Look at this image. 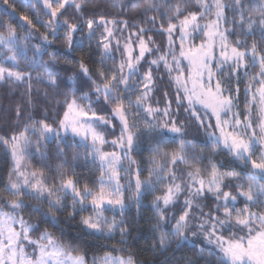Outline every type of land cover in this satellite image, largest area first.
<instances>
[{
    "label": "snow or ice",
    "instance_id": "obj_1",
    "mask_svg": "<svg viewBox=\"0 0 264 264\" xmlns=\"http://www.w3.org/2000/svg\"><path fill=\"white\" fill-rule=\"evenodd\" d=\"M3 3L12 7L9 0ZM85 3L87 0H43L49 19L45 22L37 18L33 23L26 15L19 17L28 25L22 33L0 19V82H26L29 105L33 75L20 70L21 59L30 68L42 67L36 80H46L55 88L59 73L48 67L43 56L47 54L55 60L60 53L47 52L53 42L49 36L56 38L64 29L65 43L71 51L76 32L86 26L92 35L94 26L104 27L101 66L93 76L83 61L79 63V75L68 78L73 87L64 96L63 114L55 124L48 123L47 117L33 119L29 114L22 128L11 135H0V148L11 159L7 183L0 189L11 197H0V264H87L75 244L62 242L47 228L33 237L39 225L20 214L28 206L25 200L39 202L31 205L34 213L41 212L46 202L49 212L41 215L55 227H59L55 212L70 208L68 218L75 220L78 212L90 210L88 215H80L81 233L76 240H108L119 233V243L126 244L128 226L123 216L130 207L126 193L138 213L142 198L153 194V227L158 231L162 251L172 245L173 238L177 249L193 244L187 233L195 228L193 237L202 234L214 246L206 255L200 247V259L215 257L216 264H264V0H131V6L142 16L147 17L148 12L159 14L158 31L167 36V46L161 49L147 35L152 29L133 22L135 30L124 37L119 62L114 60L112 42L115 40L117 50L121 49L115 32L129 29L128 20L100 16L98 20L88 18L73 23L60 19L66 6L80 12ZM147 22L155 26L157 16L147 17ZM37 23L44 28L40 34L42 43L30 46L34 33L39 32ZM117 24L123 27L115 28ZM197 35L202 37L199 44L194 42ZM146 53L159 55L148 61L147 70L141 72ZM106 59H113V64L106 67ZM160 65L175 88V108L167 92L163 108L151 103L156 87L153 66L159 70ZM81 77L90 81L88 91L82 90L83 83L75 86ZM242 81L243 113L238 102ZM181 109L188 114L187 120L179 118ZM22 113V107L17 105L18 120ZM188 120L206 130L213 153L225 151L242 162L241 171H222L224 165L213 162L211 157L201 166L203 155H197L194 142L186 138ZM117 129L118 134L109 140L108 135ZM145 139L150 155L148 175L142 178L144 169L132 153L145 150ZM51 141H55L53 159L58 162L55 175L50 177L48 172L53 166L47 163V144ZM69 141L85 149V162L98 167L99 174L91 186H80L75 169L81 153L73 152L69 160L63 147ZM168 144L175 146L160 147ZM105 146L112 150L105 151ZM37 157L40 168L32 165ZM69 198L71 202L66 204ZM209 198L211 207L205 203ZM177 206L180 214L169 217L168 210ZM108 210L121 218L107 217ZM117 251L120 249L113 246L112 251L94 256L92 264H138L131 254L114 255Z\"/></svg>",
    "mask_w": 264,
    "mask_h": 264
},
{
    "label": "trees",
    "instance_id": "obj_2",
    "mask_svg": "<svg viewBox=\"0 0 264 264\" xmlns=\"http://www.w3.org/2000/svg\"><path fill=\"white\" fill-rule=\"evenodd\" d=\"M156 2L159 3V0H156ZM9 5H12V7L5 5L3 0H0V19L11 23L16 28L17 32L22 33L28 30L27 22L19 19L21 16H28L33 23L37 22V18L45 22L49 19V17L45 14L44 7L37 0H9ZM5 9H7V11H5ZM8 13H13V15L10 16ZM154 15L157 16V24L155 26L147 22V17ZM100 16H104L105 19L110 20L129 21V29L124 30L123 33L120 31L115 32L116 39L121 40V48L124 37H127L130 31L135 30L131 27L133 22L152 29V31L148 32L147 35H151L155 43L161 46V49H164L167 46V36L161 35L158 31L160 23L159 14L155 12H148L147 17H144L140 12L131 6V0H87V3L83 5L80 12H77L74 6H66V10L63 11V15L60 19L63 20L66 18L70 22L76 23L80 22L82 19L86 20L88 18L98 20ZM110 27L112 26L110 25ZM114 27L122 28L123 25L117 24ZM37 28L39 29V32L34 33V36L30 41V46L42 43L40 34L44 32V28L38 23ZM94 28L95 31L92 35H89L86 26L83 31L76 32L75 43L71 51H68L65 43L64 29L60 30L56 38H53L51 35L49 36V40L53 42L47 48V52L60 53L57 55L55 60H52L47 54H44L43 56V59L47 62L48 67L51 68L52 71L59 73L57 86L55 88L50 86L46 80H36V75L43 72L42 67L30 68L26 62L21 59L20 70L25 72L31 71L33 75L31 105L28 103L26 82L17 84H12L7 81L0 82V135H11L14 131L22 128L23 124L27 122L29 114H31L33 119H45L47 117L48 123L55 124V122L63 114L64 108L62 102L64 100V96L68 94L73 87L72 81L68 78L74 75H79V63L83 61L89 67L93 76H95L97 69L101 66V34L104 32V27L101 25L99 27L94 26ZM200 38V35L195 36L194 42L197 44L200 41ZM249 41H251V38H249ZM178 42L179 41L177 40V44ZM117 51L119 50H117L115 40H113L112 54L115 62H119L121 59L117 54ZM28 55H32L31 50ZM156 55L158 54L153 53L149 55L146 53V57H155ZM114 60L106 59L105 66H111ZM147 64L148 63L145 58L142 67L140 68L141 72L145 70ZM158 82L159 86L155 88L156 99L154 98L152 104H157V101H159V107L163 108L165 106L164 93L167 92V98L172 100V106L175 108V89H173L170 85L168 78L167 80L159 78ZM82 83L85 84V87L82 90L88 91L87 85L90 84V81H86L83 77L76 81L75 86L79 87ZM232 86L233 88L235 87L234 81L232 82ZM239 89V109L243 113L245 105V83L243 81L240 83ZM233 94L235 95V92H233ZM17 105H20L23 109V113L19 120L16 116ZM190 124H194L196 132L190 134L193 129L188 131L187 137H189V140L194 142L197 155H203L204 157V161L201 166L206 165L208 163V158L211 157L213 162L218 165H224V167L221 168L222 171L225 169H235L236 171H241L242 162L234 160L225 151L213 153L211 151L212 144L208 141V137L204 134L202 129L199 128L194 121L189 123V125ZM116 133L111 134L114 136ZM143 143L145 145V150L143 152L132 153L133 158L138 161L139 166L144 169L142 178L148 175L147 168L149 167V164L147 158L150 155L147 150L148 141L145 139ZM174 146V144H168L166 146L160 145L161 148H171ZM63 147L64 153L69 160H71L73 152L78 151L81 153V156L77 161L75 172L80 177L81 187H83L84 183H88L91 186L96 176L99 174L98 167L94 164L85 162L83 157L85 149L82 147L72 144L71 141ZM47 151L50 153L47 163L53 166V170L48 172V175L51 177L55 175L54 166L58 162L53 159V154L56 151L55 141H51L47 144ZM32 165L35 168L42 167L38 157L32 160ZM10 166V155L6 154L3 148H0V189L3 188L5 183H7ZM178 167L181 169L184 168L183 165ZM133 168H135V165ZM128 195L129 194L126 193V203H129L130 207L123 216V219L126 221L128 226V236L126 238L127 243L123 245L119 243V233H117L113 239L108 240L96 239L93 237H82L80 240H76L75 237L81 233V229L78 226L80 215H88L89 211H85L83 213L78 212L75 220L68 218V212L71 210L70 208L66 207L61 211L55 212L56 221L59 227H55L48 218L41 215V212H49L46 202L41 206V212L34 213L31 210V205L39 204V202L25 200V204L28 206L21 209L20 213L24 216V218H27L30 223L39 225L37 230L38 232L47 228L62 242L67 243L68 241H71L84 253L87 263H90L94 256H102L104 252L112 251L113 246H115L117 249H120V251L114 252V255L127 256L131 254L134 256L138 264H189L190 261H194L195 264H216L215 257H208L206 260L199 258V248L202 246H199L191 237L189 238L193 241V244H185L181 248L177 249L175 238H173L172 245L166 251H162L158 246V231L154 230L153 227L156 223V214L152 206L153 194H146L142 198V206L139 209V213L137 212L134 202L127 200ZM0 197L11 199V197L3 191H0ZM70 202V198L65 201L66 204H70ZM205 203L211 207V198H209V200ZM179 214V206L176 208H170L167 213L169 217L172 215L178 216ZM49 215H51V213H49ZM171 223H175V221L172 220ZM61 229H63V234L61 233ZM154 244L157 245L155 249L153 248ZM104 245H107V247H104ZM203 248L205 249L206 255L208 248ZM124 249H126V251Z\"/></svg>",
    "mask_w": 264,
    "mask_h": 264
},
{
    "label": "rangeland",
    "instance_id": "obj_3",
    "mask_svg": "<svg viewBox=\"0 0 264 264\" xmlns=\"http://www.w3.org/2000/svg\"><path fill=\"white\" fill-rule=\"evenodd\" d=\"M37 1H39L41 4H42V6H43V0H37ZM44 7V6H43ZM201 39H202V37L200 38V41L197 43V44H199L200 42H201ZM179 43V42H178ZM123 51V48H121L119 51H117V54L119 55V57L121 58V52ZM137 53H138V49H137ZM158 55H159V53H157ZM150 55V54H149ZM155 57H146V61L148 62V61H151L152 59H154ZM141 63L143 64V61H141ZM186 63V62H185ZM148 64H147V66L145 67V70L144 71H146L147 70V68H148ZM143 71V72H144ZM153 75H154V77H156V87L157 86H159V82H158V79L159 78H164V79H166L167 80V78H168V80H169V77H168V75H167V73L165 72V70L163 69V65H160L159 66V70H157V68H156V66H153ZM171 86H172V88L173 89H175L174 88V86L172 85V84H170ZM155 87V88H156ZM154 98L156 99V92H155V89H154V91H153V95H152V100H151V103L153 102V100H154ZM153 106H159V105H157V104H153ZM240 110V109H239ZM181 113H180V119L181 120H187V118H188V114H186L184 111H183V109L180 111ZM212 119V122L214 123V117L213 118H211ZM192 121H190V120H188V125H189V123H191ZM188 127V126H187ZM186 127V128H187ZM193 129V131L190 133V134H192V133H194V132H196V127L194 126V124H190L189 125V127L187 128V130L185 129V131H186V133L188 134V131H190V130H192ZM202 129V131L204 132V134L206 135V130L205 129H203V128H201ZM208 131H215V129H209ZM116 134H118V132L116 133ZM207 136V135H206ZM112 138H114V136H112V134H109L108 135V139L109 140H111ZM187 139H189V137H186ZM78 139V138H77ZM105 151H111L112 149H111V147H109V146H105V149H104ZM183 199H184V197L182 196V197H180V201H181V203L183 202ZM237 207H240V205H237ZM205 211H208V208H205L204 209ZM90 211V210H89ZM21 214V213H20ZM22 215V214H21ZM105 215L107 216V217H109V218H111L113 215H116V218H117V220H119L120 219V216H119V214L118 213H114L113 211H111V210H108V211H106L105 212ZM24 217V216H23ZM26 221H28L27 220V218H24ZM29 222V221H28ZM192 231H197L195 228H192L188 233H187V235L189 236V237H191V238H193L194 239V241L199 245V246H202V247H205V248H208V249H210V248H212V247H214L213 245H209L206 241H205V239H204V237H203V235L202 234H197L195 237H193L192 235H191V232ZM38 232V231H37ZM37 232H35V233H33V237L35 238L36 236H38L39 235V233L41 232V231H39L38 233ZM87 264H92V261L90 262V263H87Z\"/></svg>",
    "mask_w": 264,
    "mask_h": 264
}]
</instances>
